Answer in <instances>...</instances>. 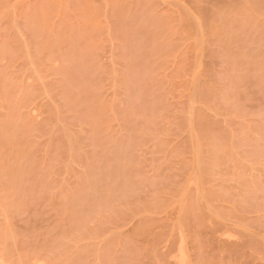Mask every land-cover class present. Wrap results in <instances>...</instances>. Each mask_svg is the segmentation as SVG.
<instances>
[{"label": "rangeland", "instance_id": "obj_1", "mask_svg": "<svg viewBox=\"0 0 264 264\" xmlns=\"http://www.w3.org/2000/svg\"><path fill=\"white\" fill-rule=\"evenodd\" d=\"M264 264V0H0V264Z\"/></svg>", "mask_w": 264, "mask_h": 264}, {"label": "bare ground", "instance_id": "obj_2", "mask_svg": "<svg viewBox=\"0 0 264 264\" xmlns=\"http://www.w3.org/2000/svg\"><path fill=\"white\" fill-rule=\"evenodd\" d=\"M2 264V263H1Z\"/></svg>", "mask_w": 264, "mask_h": 264}]
</instances>
